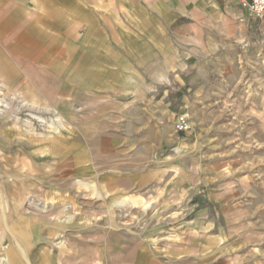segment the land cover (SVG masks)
<instances>
[{
  "label": "rangeland",
  "instance_id": "374dc122",
  "mask_svg": "<svg viewBox=\"0 0 264 264\" xmlns=\"http://www.w3.org/2000/svg\"><path fill=\"white\" fill-rule=\"evenodd\" d=\"M251 18L247 41L237 47L238 55L229 56V71L227 56L222 55L217 64L205 67V82L194 86L172 82L153 88V94L165 97L163 102L149 117L129 120L133 132L125 143L113 134V120L51 119L45 106L27 103L21 112L12 110L0 118V128L11 135L0 150V160L4 159L0 191L15 205H4L6 219L0 217V264L2 255L15 260L7 222L13 225L18 220L31 221L34 214L42 215L47 229L49 217L57 212L37 198L35 203L46 211L33 207L34 194L43 195L50 182L62 180L64 175L66 180L70 176L74 180L59 182L73 194L67 210L79 212L88 226L107 224L137 238H177L183 264H264V18ZM2 88L5 99L15 97L9 88ZM12 101L15 107L23 104L21 98ZM181 112L190 114L188 127H176ZM31 113L48 121L45 125L32 119L37 128L33 146L44 145L55 154L62 153L63 158L81 155L87 168L56 165L53 155L43 161L41 152L38 163L43 178H37L36 168L23 159L32 149L26 141L32 136ZM17 114L20 121H16ZM124 170L133 172L135 182L129 189H121L122 194L113 192L115 181L109 180H118L117 174ZM34 175L36 189L32 188ZM79 175L82 182L80 177L75 179ZM13 181L19 182L16 189L13 184L9 187ZM18 191L27 193L19 197ZM95 230L87 229V237ZM71 233L48 238L46 232L39 238L59 242L73 238ZM198 247L200 252H196ZM197 254L199 258L187 257Z\"/></svg>",
  "mask_w": 264,
  "mask_h": 264
},
{
  "label": "crops",
  "instance_id": "0c3cea01",
  "mask_svg": "<svg viewBox=\"0 0 264 264\" xmlns=\"http://www.w3.org/2000/svg\"><path fill=\"white\" fill-rule=\"evenodd\" d=\"M251 17L240 0H0V87L13 91L25 107L45 106L51 119L113 120V134L125 143L133 132L129 120L149 117L163 102L165 97L153 94V88L205 82V67L217 64L222 55L229 71V56L238 55L237 47L247 41ZM29 128L32 136L26 141L32 149L23 159L36 168L37 178L43 173L41 152L45 159L53 155L56 165L87 168L81 155L63 158L44 145L33 146L36 128ZM10 136L0 128V150ZM117 175L118 180H109L115 181L111 190L122 194L135 177L125 170ZM66 176L50 182L43 195L34 194L33 207L46 211L35 203L37 198L57 212L49 217L47 229L45 216L36 214L31 221L10 223L32 264H183L177 238H137L107 224L88 226L79 212L69 213L73 194L59 182L74 180ZM77 177L82 182V176ZM26 193L17 192L19 197ZM89 228L96 230L87 237ZM67 231L74 237L59 242L39 238L46 232L48 238L63 237Z\"/></svg>",
  "mask_w": 264,
  "mask_h": 264
},
{
  "label": "bare ground",
  "instance_id": "6f19581e",
  "mask_svg": "<svg viewBox=\"0 0 264 264\" xmlns=\"http://www.w3.org/2000/svg\"><path fill=\"white\" fill-rule=\"evenodd\" d=\"M2 92L0 91V108H2L0 110V117L4 118L6 115H8L10 112H12V110H16V113H17V110L21 111L26 102H23V105H18V106H14L12 104V100H15L16 101V97H12L10 96L9 98V101L7 99H5V96L2 95ZM20 117L18 116V114L16 115V121H20ZM32 119H35L37 120L38 122H44L45 125L48 124V121H46L43 117H40V116H36V115H32V118L29 119V123L32 125ZM54 123V121H52ZM52 123V124H53ZM37 129V128H36ZM48 144V143H47ZM65 146V145H64ZM47 148V147H46ZM50 148V147H49ZM47 152V151H46ZM43 153V152H42ZM48 153V152H47ZM45 153V154H47ZM45 159V158H44ZM28 162V161H27ZM26 162V163H27ZM33 163V162H32ZM20 164V163H19ZM31 165V163H30ZM41 172V171H40ZM42 173V172H41ZM39 175V174H38ZM41 175V174H40ZM34 179V178H33ZM16 183H19V182H16V181H13L11 184H13V186H15V189L17 188V184ZM7 184V183H6ZM9 184V187L10 185ZM34 185H35V182H34ZM36 186V185H35ZM26 187V186H25ZM34 187V186H33ZM11 188V187H10ZM9 190L6 189V193L8 196L9 195ZM21 197V196H20ZM6 197L3 195V193H1L0 191V217L1 218H5L6 219V212H5V209H4V205H7L8 207H13V203L11 204V201H6ZM13 205V206H12ZM68 216V215H67ZM74 217V216H73ZM3 221V220H2ZM5 223V222H3ZM7 229L10 231L12 237H14V243H11V246L9 247L10 248V253H11V256L13 257L12 259H15L17 262H18V259L21 261V264H24L23 261H25L26 263L28 264H31V259L29 258L28 256V252L25 250V248L23 247L22 243L15 237L12 229H11V226H10V223L8 224L7 222ZM58 238V237H57ZM10 240V239H9ZM16 246V247H15ZM21 257H24V258H21ZM2 260H3V263L2 264H7V263H10L13 262V264H17V262L15 260H12V261H9L11 260V258H7L6 256L2 255L1 256ZM18 258V259H17ZM1 261V260H0ZM1 263V262H0ZM19 263V262H18ZM20 264V263H19Z\"/></svg>",
  "mask_w": 264,
  "mask_h": 264
},
{
  "label": "built area",
  "instance_id": "2783aa9c",
  "mask_svg": "<svg viewBox=\"0 0 264 264\" xmlns=\"http://www.w3.org/2000/svg\"><path fill=\"white\" fill-rule=\"evenodd\" d=\"M246 9H248L254 19L264 18V0H240ZM189 112H181L177 115L176 127H188Z\"/></svg>",
  "mask_w": 264,
  "mask_h": 264
}]
</instances>
